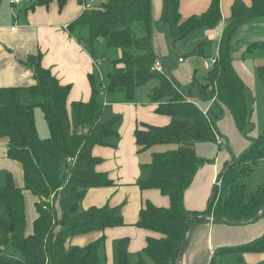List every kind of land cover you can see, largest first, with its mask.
Returning a JSON list of instances; mask_svg holds the SVG:
<instances>
[{
	"label": "trees",
	"instance_id": "1",
	"mask_svg": "<svg viewBox=\"0 0 264 264\" xmlns=\"http://www.w3.org/2000/svg\"><path fill=\"white\" fill-rule=\"evenodd\" d=\"M54 0H34L30 8L49 6ZM81 4L86 0H78ZM68 0H58L60 9ZM181 0H164V24L171 33L173 45L202 27L216 25L221 16L220 0H212L203 18L181 20ZM248 5L235 0L219 43V57L207 72L201 89L214 95L222 107L230 110L239 130L250 123L251 108L246 88L236 73L232 55L239 28L264 20V0ZM152 0H105L97 7H87L71 21L70 33L87 46L94 57L95 73L88 75L92 96L88 101H73L70 116L68 98L71 85L62 84L42 64V52L30 55L26 64L34 70L35 84L0 87V139L7 138L9 158L19 161L24 169L25 189L39 197L35 203L38 216L33 231L27 235L25 194L8 173L0 185V245L11 244L20 257L0 252V264H108L103 236L86 246H67L69 239L90 231L124 225L121 207L108 204L85 209L82 201L92 187L114 185L106 172H98L101 161L93 147L108 144L117 134V118L104 121V100L134 101L137 90L151 80H158L149 93L157 103L156 113L172 118L167 125L143 123L134 131L139 151L158 144H177L167 151L153 152L150 173L139 182L141 189L161 190L170 199V207L147 202L137 225L162 233L161 238L148 237L145 254L153 264H177L181 244L188 238V216L184 194L203 163L195 144L214 142L217 131L212 117L192 102L188 94L166 73L153 70L157 59L153 39ZM103 39V40H101ZM101 42V43H99ZM98 44L103 47L100 52ZM112 48L120 49L111 51ZM264 51V41L248 43L243 57ZM115 52V53H114ZM205 55L199 43L190 55ZM264 84V66L258 67ZM40 107L49 127V137L39 136L35 108ZM76 122V123H75ZM76 126V127H75ZM253 145L231 163L220 175L221 185L206 210L208 216L228 223L243 224L264 216V183L248 193L244 178L253 173L264 159V129ZM54 196L53 204L49 198ZM128 240L117 246L118 264H131ZM246 251H264V233L246 244L218 248L215 257ZM215 259V258H214ZM216 260V259H215ZM138 264H147L140 258Z\"/></svg>",
	"mask_w": 264,
	"mask_h": 264
},
{
	"label": "crops",
	"instance_id": "2",
	"mask_svg": "<svg viewBox=\"0 0 264 264\" xmlns=\"http://www.w3.org/2000/svg\"><path fill=\"white\" fill-rule=\"evenodd\" d=\"M33 1L31 0L20 14L16 8L13 10L8 7L9 17L6 19L0 17V87L35 84L34 70L32 66L26 64V61L30 55L42 52L43 66L49 68L62 84L71 85L67 104L72 117L71 103L85 102L91 98V83L88 75L97 70L91 51L68 30L71 21L83 13V5L78 0H68L63 9H60L58 0H54L49 6L40 5L30 8ZM92 1L96 0H86L90 8L97 7L103 2L97 0L98 4L94 6ZM211 1L181 0L180 19L203 18V13L210 8ZM234 1L220 0L221 16L218 23L211 27L199 28L207 40V48L210 52L206 51L204 45L205 55L197 54L186 58L184 55H178L179 48H183L186 39L196 31L173 45L171 33L164 24V0H152L154 22L152 47L157 59L164 61V64L165 61L169 63L164 67V73L173 77L179 89L186 92L192 102L212 117L217 136L225 139V146L219 145L217 139L214 142H200L194 145L203 163L197 169L193 181L184 194L185 208L194 218L191 220L187 246L178 258V264H264V251H246L239 255L232 253L215 257L220 247L242 245L259 238L264 233V216H259L254 221L236 224L221 219L216 220L205 213L214 194L216 179L236 161V157L241 156L253 145V140L261 133L262 127L257 110L258 102L251 104L246 94L251 108V119L244 130H239L230 110L217 103L214 95H206L203 92L201 84L206 82L207 74L200 78L195 69L194 58H202L206 61L209 66L208 71L217 61L219 43L223 29L232 14ZM23 2L22 0L16 4L8 0L6 5L21 6ZM13 26H16L15 30L12 29ZM238 31V40L232 55L233 66L242 78L245 88L249 87L251 94L255 97L258 90L257 69L264 66V51L245 57L243 52L248 43L264 41V20L244 24ZM198 41L201 42V40ZM98 47H101V44H98ZM258 57H261V64H258L259 61L256 59ZM181 58L182 61H180ZM153 87L154 85L146 87L142 91L140 87L132 102H109L105 94L101 96L104 100L102 120L117 118V134L108 139V144L96 145L92 149L94 156L101 159L96 170L108 173L114 185L89 188L82 206L85 209L92 206L103 207L105 204L112 207L120 206L125 223L118 227H107L103 231H90V233L76 235L68 240L67 246H86L105 236L108 264H118L117 246L122 239L128 240L131 264H138L140 258L147 264H153L144 252L147 239L148 237L161 238L163 234L139 227L137 223L140 212L146 207L148 201L158 207L168 208L171 205L169 197L162 194L161 190L150 188L143 190L139 186V182L145 180L150 173L148 164L151 163L153 152L171 150H163L165 148L158 146L141 152L136 143L134 131L138 126L143 123L156 126L167 125L172 120L167 115L156 113L157 103L149 100V93ZM42 135L41 137L44 138L47 133ZM7 145V138L0 139V169L4 170L5 177L8 173L12 174L16 185L24 188L23 166L19 161L9 158ZM23 193L28 222L26 234L29 235L33 231V221L38 216L35 203L39 201V197L25 188Z\"/></svg>",
	"mask_w": 264,
	"mask_h": 264
},
{
	"label": "rangeland",
	"instance_id": "3",
	"mask_svg": "<svg viewBox=\"0 0 264 264\" xmlns=\"http://www.w3.org/2000/svg\"><path fill=\"white\" fill-rule=\"evenodd\" d=\"M24 2L22 3L21 6H17V5H6L8 3V0H0V17L2 19H6L7 17H9V10L8 7H10V9L13 8V10L16 8V10L18 11V13H21V10H23L27 5H29L31 3V0H23ZM97 1V0H96ZM96 1H92L94 6H96L98 4V2ZM101 1H105V0H101ZM252 0H245V2L249 5L252 4L251 2ZM83 5V4H82ZM84 10H86L84 8ZM230 10V9H229ZM13 20V18H12ZM103 40V39H101ZM198 40H201V42L206 46V51L210 52L209 48H207L208 44H207V40L204 37V34L202 32V30L198 29L196 31V33H194L192 36H190L188 39H186L185 45L183 46V48H179L178 51V55L179 56H186V58H188L189 56H191V52L196 48V46L201 43ZM193 43V44H192ZM100 51H103V47H99ZM111 51H119L121 53L120 49H116V48H112ZM115 53V52H114ZM258 59V64H261V57L256 58ZM194 60L196 61V68L198 71V75L200 78H203L204 75L207 74L208 71V63L206 61H204L202 58H194ZM164 62V61H163ZM166 64V65H165ZM164 67L168 66L169 63L167 61H165ZM167 74V73H166ZM257 86H258V90H257V94L254 97L251 94V90L249 87H246V94H247V99L249 102H251V104H255L256 102H258V113L260 115V125L261 127V132H263L264 129V87H263V82L259 76V74L257 75ZM156 84H158V80L154 79L149 81L148 83L144 84L140 91H142L143 89H145L146 87L149 86H156ZM72 118H73V114H72ZM35 121L37 123V128H38V133L39 136H43V133H47L46 136H44V138L49 137V127L48 124L44 118V112L42 110V108L40 107H36L35 108ZM43 138V137H42ZM43 138V139H44ZM161 146L162 148H165L163 150H167V149H172L177 147V144L172 143V144H158L155 147ZM240 156L236 157V160H239ZM5 172L4 170L0 169V185H3L6 180H5ZM244 182L246 184L247 187V192L250 193L252 191H254L257 187L259 183H263L264 182V160L260 161L258 163V165L255 167L253 173H251L250 175L246 176L244 178ZM27 190V189H26ZM54 196L50 197L48 200L51 204H53V198ZM1 209V207H0ZM2 210V209H1ZM0 252L3 253H8V254H14L18 257H20V253H18L17 251H15V249L13 248V246L11 244L5 245V246H1L0 245ZM151 261V260H150Z\"/></svg>",
	"mask_w": 264,
	"mask_h": 264
},
{
	"label": "built area",
	"instance_id": "4",
	"mask_svg": "<svg viewBox=\"0 0 264 264\" xmlns=\"http://www.w3.org/2000/svg\"><path fill=\"white\" fill-rule=\"evenodd\" d=\"M12 1L16 4L22 2V0H12ZM87 7H91L90 4L84 3L83 8L87 9ZM15 28H16V26L12 27L13 30H15ZM182 60L183 59L181 58L180 61H182ZM152 69L153 70L156 69L158 71L164 72V63L161 60L156 59ZM217 142L219 145L225 146V139L222 138L221 136H217ZM221 181H222V179L220 177L217 178L216 182H215V187L216 186L219 187L221 185Z\"/></svg>",
	"mask_w": 264,
	"mask_h": 264
},
{
	"label": "water",
	"instance_id": "5",
	"mask_svg": "<svg viewBox=\"0 0 264 264\" xmlns=\"http://www.w3.org/2000/svg\"><path fill=\"white\" fill-rule=\"evenodd\" d=\"M262 209H264V208H262ZM259 214H257V216H256V219H258L259 218ZM194 218V216L193 215H189L188 216V224H187V231H189L190 230V224H191V220ZM187 241H188V238H186L184 241H183V243L181 244V249H180V252H179V257L183 254V252H184V250H185V248H186V244H187ZM178 264V263H177Z\"/></svg>",
	"mask_w": 264,
	"mask_h": 264
},
{
	"label": "bare ground",
	"instance_id": "6",
	"mask_svg": "<svg viewBox=\"0 0 264 264\" xmlns=\"http://www.w3.org/2000/svg\"><path fill=\"white\" fill-rule=\"evenodd\" d=\"M156 70V69H155Z\"/></svg>",
	"mask_w": 264,
	"mask_h": 264
}]
</instances>
